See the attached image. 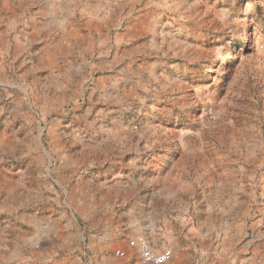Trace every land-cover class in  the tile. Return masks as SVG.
<instances>
[{
	"label": "rangeland",
	"instance_id": "rangeland-1",
	"mask_svg": "<svg viewBox=\"0 0 264 264\" xmlns=\"http://www.w3.org/2000/svg\"><path fill=\"white\" fill-rule=\"evenodd\" d=\"M133 231L264 264V0H0V264Z\"/></svg>",
	"mask_w": 264,
	"mask_h": 264
},
{
	"label": "crops",
	"instance_id": "crops-1",
	"mask_svg": "<svg viewBox=\"0 0 264 264\" xmlns=\"http://www.w3.org/2000/svg\"><path fill=\"white\" fill-rule=\"evenodd\" d=\"M212 234L213 233L210 232V233H207L203 237V244H208L211 247L210 249H212V250L215 249V251H218L219 248H220V242L217 239H215ZM130 235L132 236V238H130L127 241V246L130 243V241H135L136 239L144 238V239H146L149 242L150 246L154 250L159 251V250L163 249L164 247H168V248L171 249V252H172L171 259L166 264H184V258L183 257H180L178 255L179 252L176 249H174V252H173L172 247H170L167 244V240H165L164 238H162V236H160V235H158L157 237H154V236L152 237L151 235H148L147 236V234L146 233H143L142 231H133V232H131ZM128 250L131 251V253H132L131 254V259H133L134 261L137 260L135 264H138V262H139V255H138V252H137L136 248L129 246V249ZM125 254H126L125 255V257H126L127 256V253L125 252ZM125 257H123V258H125ZM192 264H198V261H195Z\"/></svg>",
	"mask_w": 264,
	"mask_h": 264
},
{
	"label": "built area",
	"instance_id": "built-area-1",
	"mask_svg": "<svg viewBox=\"0 0 264 264\" xmlns=\"http://www.w3.org/2000/svg\"><path fill=\"white\" fill-rule=\"evenodd\" d=\"M130 247H135L138 255L139 262L138 264H166L171 259V249L164 247L163 249L157 251L152 249L149 242L144 238L136 239L135 241H130ZM117 256L125 257L124 251H117Z\"/></svg>",
	"mask_w": 264,
	"mask_h": 264
}]
</instances>
